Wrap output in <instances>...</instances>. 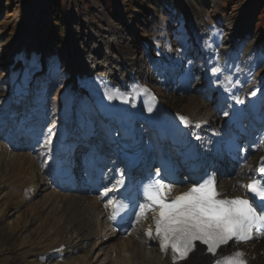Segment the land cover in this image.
Returning a JSON list of instances; mask_svg holds the SVG:
<instances>
[{
  "label": "bare ground",
  "instance_id": "6f19581e",
  "mask_svg": "<svg viewBox=\"0 0 264 264\" xmlns=\"http://www.w3.org/2000/svg\"><path fill=\"white\" fill-rule=\"evenodd\" d=\"M35 15L34 11L27 8L23 13L25 22L21 24L18 35L0 45V64L6 66V71L11 72L12 76L15 71L22 70L31 52H41L33 29ZM243 19L239 26L231 24L232 22L227 25L224 40L216 48L210 41L204 40L205 31L197 33L196 47L192 51L204 63L203 77L197 80L192 77L199 68L194 61L199 59L180 58L174 65L179 67L185 64L187 74L173 78V82H170L171 78L166 81L169 91L172 94L174 92L179 109L172 105L168 107L176 116L189 120L192 145L207 161L206 168L214 177L222 198L245 197V185L255 176L251 173V168H255L259 158L264 156V95H253L252 86L248 84L249 73L255 63L256 48L253 42L243 47L244 40L250 37L248 26L251 18L247 16ZM236 32L240 34L239 39L235 36ZM103 33L107 39H96L95 36L94 43L81 47L83 50L76 56L74 78L62 93L63 104L60 109L68 116L65 131L71 153L78 151L81 143L94 132L93 123L78 110L81 108L79 102L83 98L81 86L91 84L101 92H107L106 87L112 86L119 94L130 96L131 102L137 99L133 89L143 94L150 92L146 82L139 78L135 62L129 55L133 47L131 48L126 40L116 38L115 31L109 27ZM214 68L218 70L215 73L212 71ZM43 91L41 89L36 92L39 98H43ZM27 104L28 102L22 107L25 108ZM12 106L19 108L21 105L11 99L10 92L5 112L8 118L14 117V129L21 126V132L29 133L30 140H35L33 149H36L37 153L40 151V157L29 151L23 154L19 152V147H9L0 142V193L6 191L8 197V201H4L3 205L0 202V213L4 215L7 209L12 208L21 215L23 223L26 212L33 216L35 222H39L43 214L47 218L34 232V238L31 240L33 244L28 246V250L21 252L24 257L39 248L38 241L43 237L46 238L40 243L45 248L43 260L51 264H85L95 251H101L100 242L103 244V241H112L113 244L116 239V243L111 247L114 253L108 254V264H173L168 253L162 252L152 237L146 239L149 227L154 229L155 215V212L147 210V206V218L140 215V211L137 212L135 224L128 235L119 237L112 231L110 206L115 200V177L120 171L112 167L110 173L105 172L104 154L89 151L85 155L82 165L85 172L77 175L82 190L79 187L65 188L48 172L45 154L50 143L45 137V131L50 129L51 117L47 114L46 107L44 104L34 103L31 112L24 115L23 112L9 111ZM32 120L33 125H29ZM242 120L245 129L242 135V149L248 159L236 168L224 160L222 145L224 135L233 122ZM62 125L60 121L59 130ZM3 127V122L0 121V131ZM110 130L117 132L116 128ZM105 132L108 130L105 129ZM140 134H144L143 129H140ZM50 137L51 140L54 138L52 135ZM8 139L10 141L11 136ZM77 139L82 140L77 142ZM157 147L154 138L144 142L147 152ZM107 150L113 153L114 146H109ZM73 155L71 163L72 167H76ZM190 187L189 184L180 188L172 186L171 195H178ZM63 188L66 190H61ZM36 197H39L38 202L34 200ZM7 229L10 236L18 230L16 226H8ZM237 249L245 254L247 264H264V234L254 235L245 244H233L228 250ZM216 259H210L197 249L181 264H214Z\"/></svg>",
  "mask_w": 264,
  "mask_h": 264
},
{
  "label": "rangeland",
  "instance_id": "374dc122",
  "mask_svg": "<svg viewBox=\"0 0 264 264\" xmlns=\"http://www.w3.org/2000/svg\"><path fill=\"white\" fill-rule=\"evenodd\" d=\"M60 1L62 7L59 10L60 20L58 25H55L52 0H0V45L18 35L21 24L25 22L23 13L27 8L36 14L33 29L36 42L41 46L43 73L35 82V91L44 90V100L42 103L38 102V105L44 104L47 114L51 117L49 128L52 132L50 134L49 129L45 131L47 141H50L51 135L57 134L62 115L60 109L63 104L62 93L74 78L76 56L85 45H91L96 39L102 37L107 39L103 32L108 27L115 31L116 38L126 40L129 46L133 47L129 55L135 62L139 78L146 82L150 93L157 97L164 106L172 105L175 109H179L174 92L172 94L169 91L166 81L171 78L170 82H173V78L187 74L185 64L179 67L174 65L180 58L183 60L199 59L194 61L199 68L196 75L192 77L196 80L203 77L204 63L192 51L196 47L197 33L205 31L204 40L210 41L216 48L223 42L227 25L230 22L239 26L243 18L249 16L251 18L248 26L250 37L244 40L243 47L253 42L256 52L248 84L252 86L253 93L264 95V0H159L161 10L157 13L151 9L147 10L148 19L145 23L138 9H134L130 14L128 10L131 6H123L126 4L124 0ZM140 4L143 6L145 2L142 1ZM54 27L57 30L63 29L62 32H58L56 41L50 34ZM239 35L236 32L237 39ZM95 36H97L96 39ZM6 70V66L0 64V121L4 125L0 131V142L9 147H19V152L23 154L29 151L39 156L40 151L37 153L36 149H33L35 142L30 140L28 134L17 133L21 126L14 129V118L11 116L8 118L5 112L12 80L16 74L12 76V73ZM36 92L33 93L34 95L29 99L25 108L12 106L8 110L23 112L24 115L29 114L34 103L37 102ZM79 104L81 108L78 110L85 114L94 126L93 134L85 143H81L75 156L79 171L85 172V167L82 166L83 160L89 151H93L97 154H104L103 169L110 173L114 161L111 160V153L107 152L105 130L95 123L90 103L85 97ZM33 123V120L30 121V124ZM9 136H11L10 141ZM252 172H254L253 168H251ZM79 186L82 190V185ZM6 197V191H2L0 193L2 205L8 201ZM34 200L38 202L39 197ZM25 216L23 223L21 215L12 208L7 209L4 215L0 213V264H51L42 259L45 248L40 243L46 238L42 237L38 241L39 248L34 249L35 257L34 252H31L28 257H24L21 253L33 244L31 240L34 238V232L38 230V225L47 219L45 214L41 215L39 222H35L34 218L32 219L33 216L27 212ZM8 226L10 228L16 226L18 230L10 236V232L7 231ZM115 241L117 240L115 239L113 244L112 241H103V244L100 242L101 251L94 250L89 262L86 259L84 262L108 264L107 261L110 258L108 254L114 253L111 247L116 243Z\"/></svg>",
  "mask_w": 264,
  "mask_h": 264
},
{
  "label": "snow or ice",
  "instance_id": "6c2138e0",
  "mask_svg": "<svg viewBox=\"0 0 264 264\" xmlns=\"http://www.w3.org/2000/svg\"><path fill=\"white\" fill-rule=\"evenodd\" d=\"M212 71L215 73L218 70L214 68ZM114 98L127 102L122 96L108 95L109 100ZM180 120L185 125L190 123L183 116ZM49 132L51 134L52 130L49 129ZM258 171L264 176V158ZM156 176L159 177L160 173L157 172ZM120 183L122 185L123 181ZM245 187L253 194L252 200L239 196L218 198L221 193L217 190L214 177L195 183L175 196L171 195L172 185L162 178L145 185L144 194L150 202L147 210L155 212L153 222L160 250L167 253L170 249L173 264H176V261L187 258L194 241L206 245L207 251L216 256L218 249L229 241L247 242L252 239L254 230L264 231V179L254 180ZM139 214L147 218L144 205L140 206ZM147 235L150 238L153 236L151 227ZM243 257L244 253L237 250L217 259L215 264H246Z\"/></svg>",
  "mask_w": 264,
  "mask_h": 264
},
{
  "label": "trees",
  "instance_id": "16d2710c",
  "mask_svg": "<svg viewBox=\"0 0 264 264\" xmlns=\"http://www.w3.org/2000/svg\"><path fill=\"white\" fill-rule=\"evenodd\" d=\"M52 7L54 8V21H56L55 25H58V21L60 20V15H59V10H61V1L60 0H52ZM126 1L125 3L126 4H123V6H131L129 7V12L131 14V12L134 10V9H138L140 11L139 14H141V19H143V22H147V19H148V14H147V10L151 9L152 11L154 12H159L161 10V6L159 4V0H124ZM144 1L145 2V5L141 6V2ZM135 19V18H134ZM142 23V22H140ZM63 29L60 28L59 30H57L56 27H54L52 30H51V35L54 37L55 41L57 40V34L58 32H62ZM60 46V45H59Z\"/></svg>",
  "mask_w": 264,
  "mask_h": 264
}]
</instances>
